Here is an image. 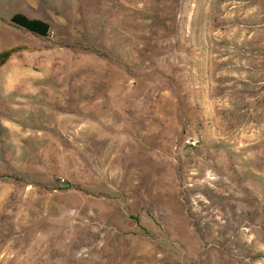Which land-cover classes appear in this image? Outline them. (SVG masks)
Masks as SVG:
<instances>
[{
  "label": "rangeland",
  "instance_id": "obj_1",
  "mask_svg": "<svg viewBox=\"0 0 264 264\" xmlns=\"http://www.w3.org/2000/svg\"><path fill=\"white\" fill-rule=\"evenodd\" d=\"M0 264H264V0H0Z\"/></svg>",
  "mask_w": 264,
  "mask_h": 264
},
{
  "label": "trees",
  "instance_id": "obj_2",
  "mask_svg": "<svg viewBox=\"0 0 264 264\" xmlns=\"http://www.w3.org/2000/svg\"><path fill=\"white\" fill-rule=\"evenodd\" d=\"M11 20L15 24L41 36H46L50 29L47 22L37 18H29L21 13L13 15Z\"/></svg>",
  "mask_w": 264,
  "mask_h": 264
}]
</instances>
